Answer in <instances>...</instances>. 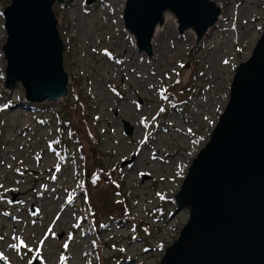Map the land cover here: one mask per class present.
Listing matches in <instances>:
<instances>
[{"label":"rangeland","instance_id":"1","mask_svg":"<svg viewBox=\"0 0 264 264\" xmlns=\"http://www.w3.org/2000/svg\"><path fill=\"white\" fill-rule=\"evenodd\" d=\"M11 1L0 0V264H160L189 220L175 196L263 33L264 0H212L225 19L198 43L165 19L151 59L125 27L126 0L59 2L68 95L42 104L5 86Z\"/></svg>","mask_w":264,"mask_h":264},{"label":"water","instance_id":"2","mask_svg":"<svg viewBox=\"0 0 264 264\" xmlns=\"http://www.w3.org/2000/svg\"><path fill=\"white\" fill-rule=\"evenodd\" d=\"M59 2L64 5V0H12L3 12L5 86L13 90L20 83L30 104L68 95L54 11ZM221 11L212 0H126L124 24L151 59L152 40L166 13L175 16L181 34L194 30L198 43ZM132 132L125 123V135ZM175 203L179 211L189 210V220L160 264H264V29L251 57L236 68L229 102Z\"/></svg>","mask_w":264,"mask_h":264},{"label":"bare ground","instance_id":"3","mask_svg":"<svg viewBox=\"0 0 264 264\" xmlns=\"http://www.w3.org/2000/svg\"><path fill=\"white\" fill-rule=\"evenodd\" d=\"M125 1V0H124ZM219 7H221V10L223 9V11H221L223 14H224V6H222V5H220V4H217ZM72 7V6H71ZM220 14V17H219V20H218V22H217V24H219L220 22H222L224 19H225V17H224V15L223 14ZM165 19H166V21H169V20H174L176 23V26H177V24H178V22H177V19L175 18V16L172 14V13H166V15H165ZM161 28H162V26L161 25H159L158 27H157V30H156V33H155V35H154V37H157L158 36V34H159V32H161ZM192 30V29H191ZM191 30H189V31H187V32H191ZM212 30V29H211ZM210 30V31H211ZM209 31V32H210ZM193 34V33H192ZM130 36H131V38H133V40L135 41V36L133 35V34H130Z\"/></svg>","mask_w":264,"mask_h":264},{"label":"trees","instance_id":"4","mask_svg":"<svg viewBox=\"0 0 264 264\" xmlns=\"http://www.w3.org/2000/svg\"><path fill=\"white\" fill-rule=\"evenodd\" d=\"M73 87V86H72ZM77 87V86H76ZM77 89V94H75V96L77 97V99L79 100V101H77V103L78 104H80V98H79V95H78V88H75L74 90H76ZM81 91V90H80ZM79 94H80V92H79ZM8 107V106H7Z\"/></svg>","mask_w":264,"mask_h":264},{"label":"snow or ice","instance_id":"5","mask_svg":"<svg viewBox=\"0 0 264 264\" xmlns=\"http://www.w3.org/2000/svg\"><path fill=\"white\" fill-rule=\"evenodd\" d=\"M0 187H3L2 185H0ZM0 239H2V237H0ZM21 244H23V241H21ZM25 247H27L26 245H25ZM65 247H67V244H65ZM5 257H3V255L2 254H0V259H4Z\"/></svg>","mask_w":264,"mask_h":264}]
</instances>
